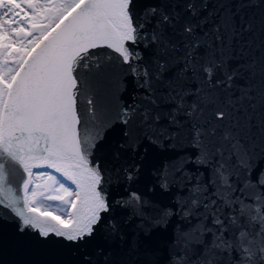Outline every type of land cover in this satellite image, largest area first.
<instances>
[{
	"label": "snow or ice",
	"instance_id": "1",
	"mask_svg": "<svg viewBox=\"0 0 264 264\" xmlns=\"http://www.w3.org/2000/svg\"><path fill=\"white\" fill-rule=\"evenodd\" d=\"M0 223L12 264H264V0H0Z\"/></svg>",
	"mask_w": 264,
	"mask_h": 264
},
{
	"label": "water",
	"instance_id": "2",
	"mask_svg": "<svg viewBox=\"0 0 264 264\" xmlns=\"http://www.w3.org/2000/svg\"><path fill=\"white\" fill-rule=\"evenodd\" d=\"M257 84L259 81L257 80ZM12 226H5L3 223H0V236L8 238L12 234ZM33 259V257L27 255H17L13 250V246L11 242H9L8 247L2 251H0V264H12L13 261H25Z\"/></svg>",
	"mask_w": 264,
	"mask_h": 264
}]
</instances>
